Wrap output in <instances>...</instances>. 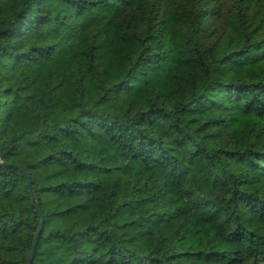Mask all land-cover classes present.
Returning a JSON list of instances; mask_svg holds the SVG:
<instances>
[{
    "label": "trees",
    "instance_id": "obj_1",
    "mask_svg": "<svg viewBox=\"0 0 264 264\" xmlns=\"http://www.w3.org/2000/svg\"><path fill=\"white\" fill-rule=\"evenodd\" d=\"M10 164L32 264H264V0H0V264H27Z\"/></svg>",
    "mask_w": 264,
    "mask_h": 264
},
{
    "label": "water",
    "instance_id": "obj_2",
    "mask_svg": "<svg viewBox=\"0 0 264 264\" xmlns=\"http://www.w3.org/2000/svg\"><path fill=\"white\" fill-rule=\"evenodd\" d=\"M4 164H7V163H4ZM10 165H14V166L20 168L23 171V173L25 174V176L27 177L28 186H29V189H30L32 202L37 207V209H38V211H39V213L41 215L40 230L35 235L34 242H33L31 251H30L29 256H28L27 264H32L33 263V255H34V252L36 250V247H37L38 241L40 239V235H41L42 229H43L44 224H45V214H44V211L42 210L40 204L38 203V201H37V199L35 197L33 183H32V180H31V177H30V174L28 173V171L22 165H19V164H10Z\"/></svg>",
    "mask_w": 264,
    "mask_h": 264
}]
</instances>
